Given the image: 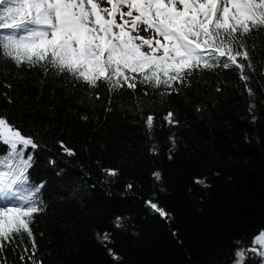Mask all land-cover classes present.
<instances>
[{"label": "trees", "instance_id": "trees-1", "mask_svg": "<svg viewBox=\"0 0 264 264\" xmlns=\"http://www.w3.org/2000/svg\"><path fill=\"white\" fill-rule=\"evenodd\" d=\"M244 39L255 64V72L246 69L250 81H241L238 69H202L190 87L163 101L155 93L167 89H151L153 95L145 96L150 86L137 85L144 115L158 117L151 135L142 116L134 114L132 89L113 97L112 111L106 112V88L100 89L103 100L77 103L84 93L64 87L60 79L41 84L45 77L38 69L18 73L13 63L0 64V115L40 145L29 150L33 159L26 171L31 184L43 186L44 211L34 214L31 224L38 260L114 264L111 248L122 257L119 264H233L235 241L246 238L249 244L264 229V34L254 30ZM196 105L204 110L195 111ZM169 109L179 126L163 119ZM85 115L88 119H81ZM173 135L176 146L170 152ZM8 150L0 142V155ZM0 171L7 169L0 166ZM154 172L161 174L159 180ZM150 199L171 215L154 213L146 206ZM118 216L124 218L121 228L115 226ZM97 232L111 234L106 247ZM21 235L31 248L32 239ZM19 256L11 248L0 251L6 264H21ZM251 256L246 264H258L261 258Z\"/></svg>", "mask_w": 264, "mask_h": 264}, {"label": "snow or ice", "instance_id": "snow-or-ice-1", "mask_svg": "<svg viewBox=\"0 0 264 264\" xmlns=\"http://www.w3.org/2000/svg\"><path fill=\"white\" fill-rule=\"evenodd\" d=\"M0 30H5L0 31V64L13 63L18 73L38 69L45 77L41 84L48 78L60 79L64 87L84 93L77 103L103 100L100 89L106 88V112L112 111L113 97L132 89L134 114L142 116L151 135L158 117L144 115L137 85L150 86L144 89L145 96L153 95L151 89H167L155 93L163 101L190 87L193 76L201 75L202 69H238L240 80L250 81L246 69L255 72V64L244 38L251 39L254 30L264 34V0H0ZM3 87L11 90L12 85L5 82ZM244 89L250 98L255 95L248 83ZM216 91L221 88L217 86ZM254 108L250 99L253 122L257 119ZM203 110L201 105L195 106V111ZM163 119L169 125H180L171 109ZM169 139L171 152L175 136ZM0 142L9 149L0 155V166L7 169L0 171V251H19L21 264H43L36 258L38 245L31 228L34 214L44 211L39 196L43 186L31 184L26 176L33 159L29 150L40 145L4 115H0ZM58 143L69 156L74 155L63 141ZM151 150L155 153L157 146L152 145ZM104 171L117 175L112 169ZM153 177L159 180L161 174L154 172ZM194 182L207 187L203 179ZM146 206L161 217L171 215L155 199L146 201ZM123 221L116 217L115 226L123 227ZM21 233L32 239L31 248ZM96 236L105 247L110 242L108 232ZM245 239L235 241L237 259L233 264H246L251 254L261 258L258 264H264V229L249 244ZM108 254L119 264V254L111 248Z\"/></svg>", "mask_w": 264, "mask_h": 264}, {"label": "rangeland", "instance_id": "rangeland-1", "mask_svg": "<svg viewBox=\"0 0 264 264\" xmlns=\"http://www.w3.org/2000/svg\"><path fill=\"white\" fill-rule=\"evenodd\" d=\"M144 35H145V36H148V35H150V33H144Z\"/></svg>", "mask_w": 264, "mask_h": 264}]
</instances>
